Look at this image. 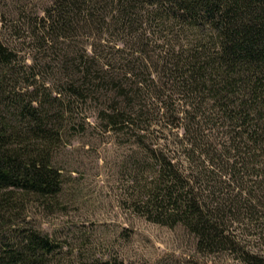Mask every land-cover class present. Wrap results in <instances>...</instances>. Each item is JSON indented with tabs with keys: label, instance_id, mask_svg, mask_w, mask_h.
<instances>
[{
	"label": "trees",
	"instance_id": "1",
	"mask_svg": "<svg viewBox=\"0 0 264 264\" xmlns=\"http://www.w3.org/2000/svg\"><path fill=\"white\" fill-rule=\"evenodd\" d=\"M29 23L36 52L99 23L121 47L49 81L0 42V264H53L28 211L61 193L53 151L95 96L137 147L130 211L183 227L205 257L264 264V0H49Z\"/></svg>",
	"mask_w": 264,
	"mask_h": 264
},
{
	"label": "rangeland",
	"instance_id": "2",
	"mask_svg": "<svg viewBox=\"0 0 264 264\" xmlns=\"http://www.w3.org/2000/svg\"><path fill=\"white\" fill-rule=\"evenodd\" d=\"M48 3L0 0V42L15 51L18 68L40 61L41 74L53 81L60 73H69L75 55L93 53L98 63H104V44L121 47L119 38L105 34L99 23L74 39L59 40L65 44L57 47L61 53L34 51L24 37L34 27L30 18L42 16ZM23 40L26 44L20 45ZM103 107L104 100L95 96L79 111L83 128L70 130L68 140L56 145L52 154L62 172L61 193L47 206L28 211L31 227L47 234L58 252L50 259L53 264H236L229 256L199 253L196 238L183 227L153 224L129 210L126 199L137 173V147L133 140L104 129Z\"/></svg>",
	"mask_w": 264,
	"mask_h": 264
}]
</instances>
